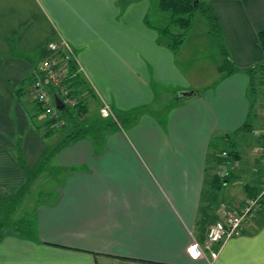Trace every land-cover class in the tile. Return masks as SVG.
I'll use <instances>...</instances> for the list:
<instances>
[{
  "label": "crops",
  "instance_id": "obj_1",
  "mask_svg": "<svg viewBox=\"0 0 264 264\" xmlns=\"http://www.w3.org/2000/svg\"><path fill=\"white\" fill-rule=\"evenodd\" d=\"M207 6L219 38L193 23L173 51L157 31L169 23L158 0H0V195L27 168L42 185L33 238L4 228L0 264H209L188 255L192 239L204 248L219 207L251 199L264 173V0ZM62 42L86 82L84 115L60 116L51 132L29 77ZM103 104L115 121L100 116ZM69 135L79 136L54 152ZM222 153L238 166L210 209ZM211 251L212 264H264V210Z\"/></svg>",
  "mask_w": 264,
  "mask_h": 264
},
{
  "label": "built area",
  "instance_id": "obj_2",
  "mask_svg": "<svg viewBox=\"0 0 264 264\" xmlns=\"http://www.w3.org/2000/svg\"><path fill=\"white\" fill-rule=\"evenodd\" d=\"M47 51L52 53V56L44 59L40 62L38 71L42 72L45 77V83L39 79H36L30 86V97L44 111L48 120L52 122V127L58 129L62 126V121L60 119V114L56 107L51 103L50 97L47 92V84L51 89L57 91V95L64 106L75 107L77 104L76 99H71L68 97L69 90L65 85H62V80L65 76V70L67 67V61L71 58L75 62L74 55L70 48L65 43L55 44L50 43L47 46ZM59 51L64 53L63 59L64 63L58 65V62L54 59ZM263 90H264V71L262 74ZM100 116L103 119H113L115 116L112 113L110 107L107 104H103L99 110ZM264 135V132H263ZM227 154L222 153L221 158L226 159ZM261 163L264 166V149L260 154ZM236 166V163L233 164ZM226 167L222 166L220 176H224V171ZM264 197V179L261 185V190L257 198L252 200H247L242 208L237 209V206L228 207L221 205L217 212V220L211 225L206 233V240L204 248H202L195 239L189 244L187 253L191 258H205L209 264H212L216 259V252L211 251V247L214 245H220L225 241L239 236L245 227L246 222L251 219L254 214L261 208L260 201ZM205 251L208 252L206 255Z\"/></svg>",
  "mask_w": 264,
  "mask_h": 264
},
{
  "label": "trees",
  "instance_id": "obj_3",
  "mask_svg": "<svg viewBox=\"0 0 264 264\" xmlns=\"http://www.w3.org/2000/svg\"><path fill=\"white\" fill-rule=\"evenodd\" d=\"M158 9L161 12L169 14L168 25L166 27L157 29V31L168 40V47L173 51L178 50L180 46L183 44V42L185 41L187 35L189 34L191 30V27L193 25V19L196 14L201 15L205 19L209 27L210 33H212L216 38H219L220 32L218 29L216 17L213 15L210 9L203 4L202 0H158ZM257 38L264 51V30L257 34ZM61 52L62 51H59L58 53H61ZM62 55H64V53H62ZM261 66L264 67V64ZM36 79H39L45 83V77L42 72L35 71L29 77V80L32 83ZM62 85H65L66 88L70 91L68 97L71 99H76L77 104L75 105V107H72V108L69 106H64L60 98L58 97L56 100V109L58 110L60 116L67 115L68 117H71L72 116L71 111H75L76 115L81 117L82 115H84V111H83L84 106L82 105V101L80 98H81V93H82L81 91L85 87L86 82L83 80L82 76L78 73L77 66L75 65V62L73 61V59L71 58L67 61V67L65 70V76L62 80ZM47 86L49 87L48 84ZM57 106L59 107L62 106L63 108L59 109ZM39 107L41 108V106ZM41 111L44 112L42 108H41ZM49 124L51 125V128H52L51 132L59 131L63 126V123H62V126L56 129L52 127L51 121L49 122ZM77 136L79 135H69L67 138L64 139L63 142H61L54 149V152L58 150L60 147H62L65 143H68L69 141L76 139ZM231 157H232L231 154L229 155L227 154L226 159H222L220 156V162L217 165V169L213 171L212 176L210 177L209 184L212 186L213 190H220V188L221 187L223 188V186L225 185V182L227 181L226 179L228 176V166L230 163L232 164L231 168L238 166L237 161H235L234 159L231 160ZM234 163H236V166H233ZM222 166L223 167L225 166L226 169L224 171V176L221 177L220 173H221ZM263 169H264V166H263ZM35 175L32 174L29 176V180H31V182ZM263 179H264V173L261 179L259 192L255 194L254 196L250 197L251 199H245L244 202L240 204V206L239 205L237 206V209L242 208V206L247 200H252V199L257 198L261 190ZM260 204H261L260 205L261 208L256 213L264 210V197L262 198V201H260ZM5 216L2 215L0 217V236L2 235V232L6 225ZM24 227H25L24 230L16 227L15 231L23 237L32 239L34 236L33 227L29 223Z\"/></svg>",
  "mask_w": 264,
  "mask_h": 264
},
{
  "label": "rangeland",
  "instance_id": "obj_4",
  "mask_svg": "<svg viewBox=\"0 0 264 264\" xmlns=\"http://www.w3.org/2000/svg\"><path fill=\"white\" fill-rule=\"evenodd\" d=\"M202 2L206 7H208L207 0H204ZM156 11L157 10H153V12ZM153 12L151 11L150 16L151 14H153ZM158 13H160V15L163 14V13L161 14V12ZM162 17L163 18H161L160 16L161 18L160 21L162 23L168 21L166 18L168 16H166V14H163ZM152 20H154V18H152ZM197 21L199 22V24H196ZM193 23H194L193 28L195 30L194 33H196V35H200V32L203 31V28L205 27L204 23H206L207 25L205 19L199 14H196L194 16ZM62 134H66V131L63 132L61 131L58 133V135H62ZM25 172L27 178L24 181V183L20 187H18V189L15 192L9 193L5 196L0 195V217L2 215L4 216L6 215L5 216L6 225L4 228L7 229L12 228L14 231L16 230V227L24 230L25 228L24 226H26L30 221L31 219L30 215H31V210L33 208V204L37 202V196H38L37 190L42 187V185H40V183L37 180L30 183L31 180H29V176L32 174L34 175L37 174L36 170H31L30 168H27ZM223 189L224 188L221 187L220 190H213L214 194H212L211 197L208 199L211 204L210 209H213V206H216L220 201L219 200V197H221L220 191ZM203 205H207V204L204 202Z\"/></svg>",
  "mask_w": 264,
  "mask_h": 264
},
{
  "label": "water",
  "instance_id": "obj_5",
  "mask_svg": "<svg viewBox=\"0 0 264 264\" xmlns=\"http://www.w3.org/2000/svg\"><path fill=\"white\" fill-rule=\"evenodd\" d=\"M61 104H62V103H61ZM57 107H58L59 109H60V108H63L62 106H61V107L57 106Z\"/></svg>",
  "mask_w": 264,
  "mask_h": 264
}]
</instances>
